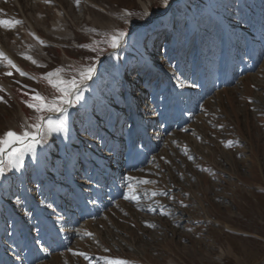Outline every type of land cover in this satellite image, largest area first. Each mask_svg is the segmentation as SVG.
Wrapping results in <instances>:
<instances>
[{"label":"rangeland","instance_id":"obj_1","mask_svg":"<svg viewBox=\"0 0 264 264\" xmlns=\"http://www.w3.org/2000/svg\"><path fill=\"white\" fill-rule=\"evenodd\" d=\"M247 1L254 25L227 53L201 37L206 17L227 24L224 0H187L188 17L178 0H0L22 21L0 25V51L28 74L0 62V135L59 95L45 74L96 66L51 117L66 130L0 177V264H264V6ZM127 176L152 181L132 182L139 202Z\"/></svg>","mask_w":264,"mask_h":264},{"label":"snow or ice","instance_id":"obj_2","mask_svg":"<svg viewBox=\"0 0 264 264\" xmlns=\"http://www.w3.org/2000/svg\"><path fill=\"white\" fill-rule=\"evenodd\" d=\"M50 2V0H46ZM76 4L79 5L80 0H75ZM164 5H168L169 0H161ZM146 14V13H145ZM125 16H132L133 13L125 10ZM22 23L20 20H0V25H10L15 26ZM93 32L96 30L93 29ZM126 37V33L122 30L108 34L107 39L103 43L107 44L112 50H117L121 47ZM38 39V38H37ZM43 44V41H40ZM83 47V45H82ZM92 51H96V47H92ZM25 59L30 60L33 64L37 62L28 55L24 56ZM7 61V64L16 69L21 76H27L28 74L17 68L16 64L5 55L3 51H0V62ZM96 72V66L94 64H89L82 68L78 72L79 79L76 76H72L70 79L60 78V69L54 72L45 74V78L48 79V83L59 93V95L53 96L51 99L42 96L40 93H35L32 99L37 101L36 103H27V106L33 109L36 113V122L32 124L21 125L22 131L16 132L14 130H8L3 135H0V177L4 176L5 173L12 168L19 169L23 163V157L27 152H33L37 145H41L45 142L47 135L53 132L65 131L66 123L61 118L59 120L52 119L53 114H64L68 111V108L73 104V97L79 100V88L80 85L86 81L92 79ZM5 75L11 76L12 72H6ZM56 77V79H53ZM26 87V86H25ZM0 91H4L0 88ZM0 102H5L4 97L0 96ZM128 183V188L131 195H126L125 199H131L139 202L138 188L133 185V181L136 185L144 184L147 185L152 183L148 179H139L133 176H127L125 178ZM153 196L156 195L155 192L152 193ZM174 199V197H173ZM158 203V202H157ZM181 205L187 207L181 201ZM151 211L155 209L149 208ZM91 235V233H89ZM74 256L84 257L88 259L85 252H76L69 248ZM107 251V250H106ZM107 264H131L130 261L125 259H113L108 260Z\"/></svg>","mask_w":264,"mask_h":264},{"label":"trees","instance_id":"obj_3","mask_svg":"<svg viewBox=\"0 0 264 264\" xmlns=\"http://www.w3.org/2000/svg\"><path fill=\"white\" fill-rule=\"evenodd\" d=\"M258 2H262L261 6H264V0H258ZM224 3L221 6V13L227 19V29L219 21L218 16H208L204 21V31L201 37L204 39L213 38L211 43H213L216 47H222L221 50L225 49V52L231 53L235 43L238 41L242 42L248 33L246 32L245 27L238 28L237 23H241L243 19L244 21L250 20L245 24L246 28H248L251 24L250 22L253 21L255 13H253V10L250 9L251 3L247 0H244L243 3H237L236 0H224ZM180 11L183 13L184 17H188V11L186 8L180 7ZM260 11L263 12L264 10ZM203 14L204 12L199 16V21L202 20ZM247 16H249V19H246L248 18ZM252 24L254 25V22H252ZM220 38H222L225 43H222ZM204 47L208 52L213 49V45L211 47L210 44L207 43L204 44Z\"/></svg>","mask_w":264,"mask_h":264}]
</instances>
